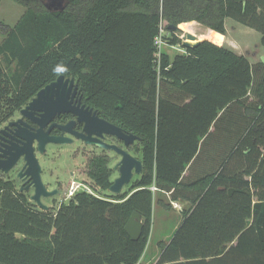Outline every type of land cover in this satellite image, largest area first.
I'll use <instances>...</instances> for the list:
<instances>
[{"label": "trees", "instance_id": "1", "mask_svg": "<svg viewBox=\"0 0 264 264\" xmlns=\"http://www.w3.org/2000/svg\"><path fill=\"white\" fill-rule=\"evenodd\" d=\"M15 1L26 11L0 42L16 62L10 76L0 59V124L74 77L85 105L139 137L142 172L128 192L81 191L55 213L0 175V264H140L156 191L186 206L155 264H264V63L223 44L232 19L264 48V0ZM160 28L182 53L156 57ZM181 32L201 41L185 47ZM111 173L106 156L88 160L93 188L108 190ZM133 212L138 239L124 230Z\"/></svg>", "mask_w": 264, "mask_h": 264}, {"label": "water", "instance_id": "2", "mask_svg": "<svg viewBox=\"0 0 264 264\" xmlns=\"http://www.w3.org/2000/svg\"><path fill=\"white\" fill-rule=\"evenodd\" d=\"M57 6L52 7L51 4L46 5L47 9L57 10L63 0H49ZM168 29H176V26L170 25ZM182 45L185 47L195 46L201 40L195 35L183 32ZM78 93V86L74 77H66L60 74L55 80L46 84L39 89L28 103L22 107L18 113L20 117L16 120H9L2 128H0V136L5 133V129L11 125H15L9 140L1 144L0 147V173L3 175L16 165L21 159L22 166L17 174V178L21 181L26 179L30 183L20 187V191H30L32 194L29 200L41 210H48V206L42 203V197H49L55 194V191H48L43 184L41 178V166L35 156L33 143H37V151L44 153L47 144H71L74 139L81 140L85 145H92L105 151H112L120 157L119 161L113 166L117 171V176L113 179L109 186V192L117 195L122 189L128 185L134 176H138L142 172V162L137 157L133 156L128 148L139 141V137L133 133H126L123 129L107 120L98 116L97 111L91 108L74 105L73 99ZM29 111V112H28ZM39 111V118H32V112ZM71 112L77 116L78 122L84 123L82 132H76L69 129L73 122L67 125H59L63 130L59 136H49L48 131H44V126L56 115L61 113ZM23 117L30 118L37 124L35 131L30 130V125L24 123L22 127L17 126L22 121ZM69 134L65 136L64 133ZM106 136L116 138L122 142V145L109 143L105 141ZM125 232L131 239H138L142 234L143 222L140 215L133 212L124 226Z\"/></svg>", "mask_w": 264, "mask_h": 264}, {"label": "rangeland", "instance_id": "3", "mask_svg": "<svg viewBox=\"0 0 264 264\" xmlns=\"http://www.w3.org/2000/svg\"><path fill=\"white\" fill-rule=\"evenodd\" d=\"M48 1V0H45ZM44 4V3H43ZM42 8L47 9L46 5L44 4ZM26 7L22 4L17 3L15 0H2L0 3V42L3 40L4 35L3 31L4 28L8 26H13L18 19L25 13ZM244 27V26H242ZM246 29H250L248 27H244ZM232 30V29H231ZM252 30V29H250ZM226 33H228V30H226ZM254 33L257 37V43L259 41L260 34L259 32H256L254 30ZM164 35H167L165 33V30L163 32ZM183 32L179 34L180 37H182ZM250 32H246L244 34L248 39H253L252 43L256 42V40L253 38V35H250ZM241 35V34H240ZM242 36V35H241ZM236 38H240V36H237ZM246 38L239 40L237 39L233 43L238 49H241L245 54L248 55V57L251 59L254 54L257 53V43H254V46L249 41V46H246ZM224 44V42H223ZM245 44V46H244ZM162 51H164L170 59H172L176 54L182 53L183 49L179 46H170L167 44H162ZM260 48V56L261 60H264V48L262 46ZM3 65L6 68V71L8 75H12L13 71L16 66V62L12 61L9 65L5 63L3 58H0ZM253 60V59H251ZM17 112H14L13 116L16 115ZM11 117V118H12ZM5 123V122H4ZM107 141L110 143H119L117 140H112L111 138H108ZM128 151L138 159H141V146L139 143L135 142L132 146L128 148ZM104 155L109 159V167L112 169L111 173V179H113L118 175L117 171L113 169V166L119 161L120 157L116 154H114L111 151H105L103 149H95L91 146L83 144L81 141H74L71 144H63V145H49L46 148L45 154H37V158L39 160V164L41 165L43 171L41 174V178L44 184H46L48 187H57L59 189V193L56 196L53 197H42L41 201L42 203L46 204L49 208V211L51 213H55L57 211L58 207L62 203H67L71 197L67 196L68 188L71 182H76L78 186L76 193L85 191L88 193H91L97 197H109L111 195H114L109 192V190L103 191L97 188H93L91 185V181L89 180L87 176V162L88 160L93 156H100ZM137 176H134L130 183L126 185L121 193H125L129 191V187L131 182H133ZM6 179H13L12 174H8V177ZM13 181V180H12ZM15 187H18V184L15 182ZM31 192H27V197L30 196ZM74 194V195H75ZM73 197V196H72ZM33 203V202H32ZM35 204V203H33ZM179 208L173 210L168 209H161L154 205V215L156 217L159 213H168L170 212V221H176V217L178 218L177 211L180 209V205L177 206ZM39 208V207H38ZM40 209V208H39ZM176 216V217H175ZM174 223V222H173ZM141 264H143L141 262ZM151 264V263H150Z\"/></svg>", "mask_w": 264, "mask_h": 264}, {"label": "crops", "instance_id": "4", "mask_svg": "<svg viewBox=\"0 0 264 264\" xmlns=\"http://www.w3.org/2000/svg\"><path fill=\"white\" fill-rule=\"evenodd\" d=\"M242 26H244V25L239 24L232 19H226L225 30H228V33H225L224 46L226 48L232 50L236 54L245 55L251 63H256V62H263L264 63V60H261V58H260V56H262L260 54V48H259L261 46L260 45L261 35H260L259 41L257 43V37H256V34L254 33V29L250 28V29H252V30H250V29L244 28L247 26H244V27H242ZM246 32H250L253 35V38L256 40V42H254V43H257V45L259 46V47H257L256 55L255 54L253 55L255 57L251 58L253 60H251L248 57V55L245 54L241 49H238L233 43H231L233 41L235 42L237 39L242 40V39L246 38L247 39L246 40V44H247L246 46H248V48H250L249 42L252 43L253 39H248L246 37V35L244 38V34H246ZM256 32H258V31H256ZM237 36H240V38H236ZM254 43H252L253 46H254ZM244 46H245V44H244ZM154 205H156L157 207H159L161 209H168V210H173V211H174V209L179 208L177 206L180 205V209H179V211H177L178 218L175 216L176 221H175V219H174V221H170V219H168L170 217V212L159 213L155 217L154 208H153L151 233H150V237H149L148 243L146 245L145 251L140 258V261H139L140 264H141V262L143 264H150V263L155 264L156 263L161 252L170 243L171 235L181 221V218H182L181 217V210L184 206H186L185 203H180V202H176V201H169L167 195L164 192H160V191H156L154 193L153 207H154Z\"/></svg>", "mask_w": 264, "mask_h": 264}, {"label": "flooded vegetation", "instance_id": "5", "mask_svg": "<svg viewBox=\"0 0 264 264\" xmlns=\"http://www.w3.org/2000/svg\"><path fill=\"white\" fill-rule=\"evenodd\" d=\"M64 1L65 0H63V2L60 4V7H62V5H63V3H64ZM43 2H44V4L45 5H49V4H51L52 5V7H55V6H57V3L56 4H52L51 3V1H45V0H43ZM56 79V78H55ZM54 79V80H55ZM52 82V81H51ZM50 83V82H49ZM48 84V83H47ZM73 104L74 105H79L80 107L81 106H83L84 108H90L89 106H87V105H85L84 103H83V101H82V96L80 95V93H79V91H78V93L75 95V97H74V99H73ZM25 106V105H24ZM23 106V107H24ZM21 109V108H20ZM19 109V110H20ZM92 109V108H91ZM19 110H17L16 112V115L14 116V117H12V118H10L9 120H16V119H18L19 117H20V115H19V113H18V111ZM93 110V109H92ZM93 111H95V110H93ZM29 112V111H28ZM33 114H32V118H39L40 116V112L39 111H34V112H32ZM99 116V115H98ZM100 117V116H99ZM9 120H7L5 123H2V124H0V128H2ZM69 122H73L72 123V125H70L69 126V129H71L72 131H76V132H82V130H83V124L84 123H81V122H78V120H77V116L76 115H74L73 113H71V112H68V113H61V114H56L45 126H44V131H47L48 130V128L51 126V125H53L52 127H51V129L48 131V135L49 136H59V135H61L62 134V132H63V130H61L58 126L59 125H62V126H64V125H67ZM24 123H26V124H29L30 125V130L31 131H35L36 129H37V124L35 123V122H33L30 118H28V117H23L22 118V121L21 122H19L18 123V125L17 126H19V127H22L23 126V124ZM15 129V125H11L9 128H7V129H5V133H2L1 134V136H0V147H1V144L2 143H4V142H6V140H9L10 138V136H11V134H12V131ZM64 135L65 136H68L69 134H67L66 132L64 133ZM108 138H111L112 140L114 139V140H117L116 138H113V137H110V136H106V138H105V141L106 142H108L107 141V139ZM74 141H81V140H79V139H74ZM73 141V142H74ZM119 143H121V144H117V143H115V144H117V145H122V142L121 141H119V140H117ZM72 142V143H73ZM82 142V141H81ZM83 143V142H82ZM110 143H112V142H110ZM84 144V143H83ZM49 145H56V144H47L46 145V148H47V146H49ZM33 146H34V151H35V156L37 157V154H41V153H39L38 151H37V143L36 142H34L33 143ZM88 146H91L92 148H95V149H100V148H97V147H95V146H92V145H88ZM112 152V151H111ZM46 153V149H45V152L44 153H42V154H45ZM38 159V158H37ZM39 161V160H38ZM21 166H22V160L20 159L17 163H16V165L8 172V174L10 175V174H12V180L11 179H8V180H11L14 184H15V182L18 184V187H17V189L20 191V187H25V186H27L29 183H30V180L29 179H26L25 181H21V180H19L18 178H17V174H18V172H19V170L21 169ZM41 166V165H40ZM42 171H43V169H42V167H41V174H42ZM8 174H6V175H3L2 173H0V175L1 176H3V177H8ZM44 184V183H43ZM44 186L46 187V189L48 190V191H55V194L53 195V196H56V195H58V193H59V189L60 188H57V187H48L47 188V186H46V184H44ZM23 192H25V193H27V192H31L30 193V195L32 194V190H30V191H24L23 190ZM53 196H49V197H53ZM30 197V196H29Z\"/></svg>", "mask_w": 264, "mask_h": 264}, {"label": "built area", "instance_id": "6", "mask_svg": "<svg viewBox=\"0 0 264 264\" xmlns=\"http://www.w3.org/2000/svg\"><path fill=\"white\" fill-rule=\"evenodd\" d=\"M163 32H164V30L162 28H160V33L154 39V44L156 45L157 50H158L157 53H156V57H159L160 50L162 49L161 45L164 44L163 41H162ZM78 186L79 185H77L76 182H71L70 185H69V188H68L67 196L68 197H72L75 194ZM150 189L152 191H156L157 190L156 187H154V186H151Z\"/></svg>", "mask_w": 264, "mask_h": 264}]
</instances>
